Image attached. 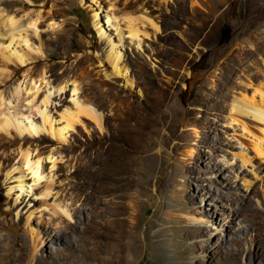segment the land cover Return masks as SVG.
I'll list each match as a JSON object with an SVG mask.
<instances>
[{
    "label": "rangeland",
    "instance_id": "374dc122",
    "mask_svg": "<svg viewBox=\"0 0 264 264\" xmlns=\"http://www.w3.org/2000/svg\"><path fill=\"white\" fill-rule=\"evenodd\" d=\"M11 14L0 124L47 126L0 129V264H264V124L233 110L264 96V0H0Z\"/></svg>",
    "mask_w": 264,
    "mask_h": 264
},
{
    "label": "bare ground",
    "instance_id": "6f19581e",
    "mask_svg": "<svg viewBox=\"0 0 264 264\" xmlns=\"http://www.w3.org/2000/svg\"><path fill=\"white\" fill-rule=\"evenodd\" d=\"M7 1H20V0H7ZM29 1V0H28ZM31 2V0H30ZM27 3L24 2V5H26ZM3 14V13H2ZM96 16L97 18L99 19V15L98 13H96ZM1 17V16H0ZM2 19V18H1ZM0 19V24H5V25H8L12 31H21V27L22 25L19 24V20L16 19L15 15L11 14L7 17V19L1 21ZM109 22V20H108ZM30 24V23H29ZM33 25H36V22L34 21L33 22ZM53 25V23H52ZM134 28V27H133ZM131 29V32L133 34H136V30L135 29ZM138 32V31H137ZM16 33V32H15ZM20 33V32H19ZM0 35H1V32H0ZM12 35H13V32H12ZM101 35L103 36H106L105 35V32L103 30H101ZM15 37V36H14ZM108 43H110V53H109V59L110 61L112 62L115 70L117 71V73H121L122 71L127 75L128 74V71H124L122 66L120 65V62H121V58H122V55L119 53V50H114L115 49V46L114 44H112L110 41V37H106ZM22 40V39H21ZM13 42V40H11ZM24 41V40H23ZM10 42V44L12 43ZM27 42V40H26ZM9 44V45H10ZM0 48H1V44H0ZM5 50V48L3 49ZM7 52V53H6ZM5 54V55H4ZM3 55L5 56V58L7 59L6 61V64L9 65V61H13L17 64V66H23L27 63L30 62V59L32 58L27 52H20L19 50H16L14 49V51H10L9 50H5L3 51ZM7 79V78H6ZM5 81H8V79ZM34 85H32L31 87L32 88H36L37 87V84H36V80L34 81ZM36 84V85H35ZM78 87L77 85L75 84L74 87H73V90L74 91H77ZM261 93V92H260ZM264 94V93H263ZM248 94H246L245 92H242V94L240 96H236L235 99H234V107H233V110L234 112H236L237 114V117L235 118V120H238L239 121V118L241 116H246V117H250V118H253L255 120H259L261 122H263L264 124V96L263 98L261 99V101L257 102L256 98H255V95L253 96H249L247 97ZM261 96V95H260ZM47 102V101H46ZM45 114V112H44ZM78 116V115H77ZM48 121V118L45 116L44 117V122H47ZM67 121V120H66ZM48 123V122H47ZM72 123L70 122V119H68V122L66 124L65 127L63 128H60L58 130L56 129H53V126L51 123H49V128L48 130L51 131L56 137H58L59 139H63L64 136H65V130L71 125ZM246 124V123H245ZM47 126L46 123H44V126L43 128L41 127H38L32 123H30L29 125H25L22 121H19L17 119L16 116H10V117H5L3 120H1V124H0V129L1 130H5L6 132H10V130L12 129H15L17 132L19 133H23L25 131H28L29 133L31 134H37L39 133L41 130L45 129ZM263 132H264V126L262 128ZM18 136L15 134V139H17ZM5 140V137L4 136H1L0 138V144L1 142ZM258 142V141H257ZM20 147V146H19ZM256 152L259 154V155H264V147L262 145V143H256L255 146H254ZM22 149V147H21ZM26 155V154H25ZM241 158L243 159V162H246L247 160V155H245V153H242L240 154ZM26 158V157H25ZM24 158V159H25ZM250 159V158H249ZM40 158L38 160H36L35 162V165L33 166V164L31 165L30 162L28 161V159L24 160V163H26L28 165V169L31 170V174H32V181L33 183L32 184H35L36 182L39 181V173H40V168H41V162H40ZM248 162V161H247ZM24 165V164H23ZM244 182L246 185H248L249 183V180L248 178H244ZM27 181L25 178L19 176L18 178V181H17V185L15 187H10L9 188V191L11 192L14 188L16 187H19L21 189V191L18 193V195L15 197L14 199V202L17 203L18 200L20 199V196L25 193L26 190L25 189V186L27 185ZM30 187V186H28ZM30 194V193H29ZM27 194V195H29ZM22 199V198H21ZM34 199V198H33ZM27 196L23 198L22 200V203L23 202H26L25 206L27 205H30L32 200H31V197L27 200ZM19 206V204H18ZM34 211H31L27 216H26V223H29V219L31 218V216L33 215ZM33 236L34 238L36 239H39L40 238V233L33 230Z\"/></svg>",
    "mask_w": 264,
    "mask_h": 264
}]
</instances>
